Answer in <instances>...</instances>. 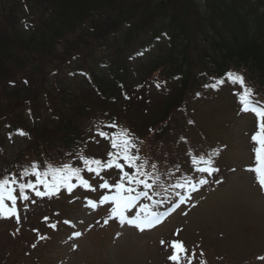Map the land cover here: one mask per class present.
Here are the masks:
<instances>
[{"label":"rangeland","instance_id":"374dc122","mask_svg":"<svg viewBox=\"0 0 264 264\" xmlns=\"http://www.w3.org/2000/svg\"><path fill=\"white\" fill-rule=\"evenodd\" d=\"M0 2L4 4L7 14L8 0ZM118 35L122 36L123 33ZM132 35L128 47L132 41L133 46L141 43L140 34L136 36L133 32ZM96 47L97 44L92 46ZM103 49L99 45L92 52L93 59L103 58ZM144 49H150L151 52L147 53L142 49V52L138 51L136 59L129 61L137 73L136 77H131L136 92H130L129 100H125V96H119L114 98L115 105H102L109 111L116 109L121 117L127 119L129 126L126 123L118 127L115 125V129L108 132V139L98 135V140L104 142L100 153H106V158L101 161L106 162L108 153L115 151L109 146L111 136L122 129H128L139 150L138 163L144 164V171L158 179L155 181L150 175L141 177L152 180V187L144 189L148 195L152 196L158 189L164 190L166 195L172 185L183 178L185 171L179 164L186 161L187 153L194 145H220L223 148L218 151L215 161L219 171L210 183H206L203 193L184 187L180 192L188 194L186 202L165 222V226L151 233H137L125 225L120 227L118 217H113L111 213L114 205L104 209L96 206L94 215L90 216L93 209L88 201L96 200L99 205H104L99 203L103 195H110L115 189H104L99 185L105 179L110 184H115L120 179V170L115 167L105 169L100 176L93 174L90 178L82 174L95 191L90 189V192L81 193V197L75 202L77 204L71 205L68 222L72 224V228L64 234L62 243H56L58 248L49 252L46 261L53 264H163L166 263L164 257L168 259L173 254L171 242L179 240L193 260L203 262V255L197 258L190 249L202 251L205 240L211 247L209 251L212 253V264H226L222 255H228L232 264H264V259L255 260L258 255L264 256V195L259 190L256 174L247 168L250 163L248 142L256 129H253L251 136L245 135L251 132L254 119L248 117L243 120L238 117L241 112L236 104L235 93L228 85H220L214 92L205 89L200 97L195 98L199 94L200 85L207 84L200 79L196 80L189 91L180 95L175 84L160 87L157 73L152 72L150 79H145L144 82L146 75L143 77L141 66L152 60L155 44ZM145 131L156 134L155 142L158 144L153 145L156 149H152L149 138L144 136ZM3 137L5 138V134H2L1 138ZM18 145L17 142L15 148ZM4 147L8 155L11 147L8 139H5ZM137 149L132 150L133 154L137 153ZM154 152L159 155L155 156ZM197 154L208 155L209 152L204 149L197 151ZM119 162L124 163L122 159ZM153 164L156 165L155 168H152ZM125 170L133 171L127 165ZM91 178L94 179V184L91 183ZM133 187L137 189L138 185ZM177 193H174L171 200L176 198ZM51 197L54 199V196ZM148 204L147 197L141 205ZM160 205L157 209L163 206ZM100 211L105 222L101 218L98 224ZM104 223H109V226ZM76 232L81 235L75 236ZM163 247L167 249L163 250ZM69 249L77 251L69 253ZM96 255L99 256L94 258ZM168 261L173 263L169 259ZM47 262L41 264H48Z\"/></svg>","mask_w":264,"mask_h":264},{"label":"trees","instance_id":"16d2710c","mask_svg":"<svg viewBox=\"0 0 264 264\" xmlns=\"http://www.w3.org/2000/svg\"><path fill=\"white\" fill-rule=\"evenodd\" d=\"M7 9L6 14L0 2V108L12 103L31 113L50 105L62 123L63 90L48 89L50 75L68 68L78 76L83 69L87 73L84 87L90 91L86 98L98 100L92 94L96 85V93L106 90L113 97V88L128 90L131 77L137 74L128 62L153 44L156 53L141 66L144 79L158 71V80L175 84L180 95L198 79L227 80L226 74L233 72L244 77L255 101L264 106V0H8ZM133 32L142 40L128 47ZM95 42L106 47L107 53L101 58L105 69L99 80L98 59L88 50ZM18 74L27 81L15 79ZM58 78L64 76L58 74ZM22 109L13 117L27 124ZM4 116L1 109L0 118ZM5 125L18 132L15 121ZM59 131L56 127L54 133ZM34 148L30 145L29 150ZM25 156L12 169L16 175L26 163Z\"/></svg>","mask_w":264,"mask_h":264},{"label":"snow or ice","instance_id":"6c2138e0","mask_svg":"<svg viewBox=\"0 0 264 264\" xmlns=\"http://www.w3.org/2000/svg\"><path fill=\"white\" fill-rule=\"evenodd\" d=\"M228 80L232 84H240L243 87V93L240 95V100L243 102L242 111H251L255 114L258 121V130L251 136V140L254 143L252 149L254 153V166L248 168V171L254 172L256 174L257 181L261 188H264V106H259L258 101H253L250 97L253 96V89L245 86L244 77L242 75L228 72L226 74ZM223 79L219 80L217 83L211 85V87L216 88L218 85L224 84ZM159 87V84L157 85ZM110 127H115V125H110ZM20 135H26L22 130L19 132ZM99 136L105 139L109 138V134L104 131H99L97 133ZM134 137L129 132L128 129H122L119 133L111 136V147L115 151H110L108 153V159L106 162H102L100 159L95 158H85L80 157L83 160L84 165L88 172H94L97 176H100L102 170L111 169L115 167L120 170V179L115 184H110L108 180H103V183L99 185L100 188L112 189L115 191L111 195H104L99 203L103 204L107 201H113L114 207L111 210L113 217H118L121 223L127 222L130 225H134L143 231L145 228H150L154 226V223L160 222V214L152 211H147L148 205H141V211L145 212V215L141 216L138 212L135 216L126 215L128 209L133 208L140 197H148L147 191H136L133 185H143L145 189L152 187L146 179H141L142 176L147 177L151 175L144 171V164L138 163L140 156L138 155L137 145L134 143ZM137 149V153L133 154L132 150ZM215 154V153H214ZM124 163H120V160ZM192 163L194 165L204 164L205 167L198 168L199 172L208 173L211 175L214 172L219 171V169L213 167L214 161L211 158L205 159L203 156H193ZM125 165L132 172L125 170ZM94 166V167H93ZM156 165L153 164L152 168ZM35 175L36 181H28L26 183H19V193L20 198L23 200H28L29 197L25 194V189L35 190L36 196H46L58 192L61 187H66L68 191H72L73 187L76 185L71 183L73 177L79 181L85 188H92L88 180L81 176V169L78 167H73L68 163H64L62 166H54L52 163L47 165L46 170L41 172L39 166L33 163L29 169H25L22 173L23 176ZM51 175L52 180L48 181L46 178ZM187 183V182H186ZM200 184L208 183L207 180H200ZM17 177H9L7 175L0 178V216H14L16 215V202L17 196L14 195L16 191ZM37 185H43L45 191H40L37 189ZM177 187L183 188L185 184H178ZM192 190H195L196 186L189 184ZM134 193V194H133ZM150 198V197H149ZM11 201V207L5 203V201ZM183 203V200H181ZM88 204L91 207H96V202L89 200ZM107 222V221H106ZM65 223H68L67 221ZM55 227V225H53ZM75 236H80L81 233H74ZM162 243H164L162 241ZM171 248L173 254L168 257L173 264H184L187 261L191 264L192 257L188 255V250L184 247L183 242L179 240H173L171 242ZM260 259H264L261 257Z\"/></svg>","mask_w":264,"mask_h":264}]
</instances>
